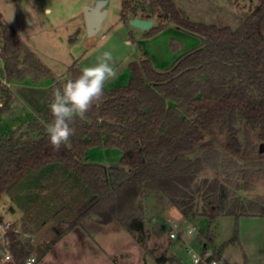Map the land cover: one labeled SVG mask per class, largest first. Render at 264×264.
<instances>
[{"label":"trees","instance_id":"trees-1","mask_svg":"<svg viewBox=\"0 0 264 264\" xmlns=\"http://www.w3.org/2000/svg\"><path fill=\"white\" fill-rule=\"evenodd\" d=\"M256 1L253 12L242 14L239 28L233 29L192 22L174 0H122V22L159 19L144 33L145 39L171 24L198 37L202 45L166 71L157 70L148 57L131 62L129 83L104 88L102 100L75 120L70 144L59 150L51 146L46 129L53 119L51 90L66 80L53 81L47 111L28 126L36 137L0 141V203L5 196L18 200L23 188L49 191L50 199L36 202L46 211L40 214L38 233L56 222L50 232L66 223L80 237L88 224L118 223L130 234H145L139 202L147 197L161 207L176 208L188 220L208 219L209 229L224 216L264 217V199H244L240 194L252 191L250 182L241 183L248 171L240 161L253 163L257 152L251 139H264V0ZM0 30V59L8 81L29 78L39 83L52 76L14 38L1 16ZM181 45L173 43V51ZM81 69L75 63L69 79ZM1 91L0 118L13 99L8 88ZM214 134L222 136L225 152L210 149L207 136ZM93 147L119 149L120 166L106 169L89 162ZM206 238V246L212 247L211 231ZM5 239L11 258L3 264H26L31 250L21 242L20 232L9 227ZM237 241L236 233L229 243ZM225 245L212 247L211 258H221ZM156 262L183 264L176 256H160Z\"/></svg>","mask_w":264,"mask_h":264},{"label":"rangeland","instance_id":"rangeland-1","mask_svg":"<svg viewBox=\"0 0 264 264\" xmlns=\"http://www.w3.org/2000/svg\"><path fill=\"white\" fill-rule=\"evenodd\" d=\"M106 3L107 16L101 29L96 35L90 36L87 30L85 8L94 6L97 2ZM178 8L192 22L215 25L217 27H230L238 29L242 14L253 12L257 6L256 0H174ZM0 8L5 18L10 22L11 28L17 37L32 48L33 52L52 69L55 76H68L69 68L73 63L81 67L91 66L96 62V56L103 51H110L116 61L118 75L114 80L106 82V89L124 86L129 83V63L139 61L143 52L139 40L143 31L120 20L122 0H0ZM51 8V15L45 14V9ZM142 9V4H140ZM144 13L142 10L140 11ZM154 25L159 24L157 17L153 19ZM171 25V24H170ZM169 29L177 31L194 40L183 39L184 48L191 52L202 45L198 37L174 25ZM144 38V35H143ZM145 39V38H144ZM168 44L170 36L163 37ZM156 43V42H153ZM147 45L149 53L156 49ZM146 46L143 44V47ZM167 46V45H166ZM160 53V52H159ZM157 54L165 60L164 69L171 68L173 61L170 57ZM161 60V61H162ZM122 62V63H121ZM174 64V63H173ZM3 64L0 63V78L5 77ZM26 79V78H25ZM29 79V78H28ZM27 80V79H26ZM23 81V80H22ZM31 85L37 86L30 104L41 106L42 111L46 105L44 87L52 81V77L45 78L39 83L29 80ZM5 87V86H4ZM3 87V89H4ZM18 100L33 90L19 91ZM18 95V94H17ZM7 116V115H6ZM8 120L0 123V141L11 138L16 142L35 138L36 134L28 132L29 123L19 129H11ZM242 132L240 137L243 139ZM222 136L208 135L207 141L210 149L223 151ZM252 147L256 149L254 162L240 161V167L247 169L246 180L250 182L252 191L242 192L244 199H264V139L252 137ZM122 152L115 148L93 147L88 152L91 163L102 164L109 169L113 164L120 162ZM220 156L218 162H222ZM211 176V174H209ZM27 186V185H26ZM18 200H11L5 196L0 203V264L6 252L1 236L7 233V227H14L20 232L21 242L31 250L34 264H157L160 256H176L183 264H192L188 248L199 250L207 242L206 235L211 231L214 237L213 246L217 250L225 245L222 256L228 264H264V217H242L236 220L231 216L217 219L209 229V220L199 217L188 220L173 207H161L152 198H142L139 202L141 215L144 218L146 233L130 234L118 223L107 226L86 225L83 236L75 230H70L68 224L60 223L54 231L56 222L38 244L34 243L38 233L39 223L45 209H39L36 202L45 198L50 199L49 191L40 189L26 190L23 188ZM29 200V204L26 202ZM192 225V226H191ZM196 227L191 234L190 227ZM210 230V231H209ZM176 231L183 238L171 239L170 234ZM238 241L229 243L236 235ZM210 246V249H212Z\"/></svg>","mask_w":264,"mask_h":264},{"label":"clouds","instance_id":"clouds-1","mask_svg":"<svg viewBox=\"0 0 264 264\" xmlns=\"http://www.w3.org/2000/svg\"><path fill=\"white\" fill-rule=\"evenodd\" d=\"M44 11L51 15L52 9ZM117 75L118 68L112 53L103 51L96 56L93 65L80 70V75L52 88L49 110L53 119L46 131L54 149L70 144V138L75 134L72 126L75 120L84 118L94 104L102 100L106 82L114 80ZM190 231L194 232L195 228L190 227Z\"/></svg>","mask_w":264,"mask_h":264},{"label":"crops","instance_id":"crops-1","mask_svg":"<svg viewBox=\"0 0 264 264\" xmlns=\"http://www.w3.org/2000/svg\"><path fill=\"white\" fill-rule=\"evenodd\" d=\"M0 16L2 17L3 23L5 25H7L9 27V29L12 31V33L14 35V38L16 40L24 43L29 48V50L31 52H33L32 48L27 44V42H24L23 40H20L17 37L18 34L16 35V32H14L12 30L11 25H10V22H8L7 19L5 18V15L2 12L1 8H0ZM170 26L171 25H169V27L166 30H164L162 33H160L159 35H157L156 37H154L152 39H144L143 38V35H144L145 32L143 31L142 37L139 40V44H141V49L143 50V52L140 53L139 61H142L144 58L148 57L149 59H151V61L153 63V66L157 70H161V69H164V68H161V67H164L163 65H164V63H166L165 60H162L163 58H160V57H162V54H165L167 52V55H169L170 57L172 55L174 57H176L173 60V61H176L177 59L179 60L184 55H186V53H189L183 47L184 46L183 39H185L186 41H190V40H194V39H192V38L188 39L189 38L188 35H184L182 33H179L177 31H173L172 29H169ZM165 35L166 36H168V35L170 36V39H169L168 44L163 39V37H165ZM153 42H156V43H153ZM150 43H153L152 46L149 45V47H151V49H156L155 50L156 53H159L160 52L159 53L160 54V56H159V58H160L159 61L160 62H157V59L158 58H157V54H155V52L153 54H151V53L148 52L147 45L150 44ZM173 43H180V44H182L181 45L182 48L179 49L178 51L174 52L173 49H172V44ZM143 44L146 45V46L143 47ZM35 55H36V57H38L37 54H35ZM38 59L41 61V63L47 69H49V71L51 72V75H52L51 76L52 77V81L49 84H46L45 87H44V90H43V91H45L46 96H47L48 89L53 85V83H54L53 81L63 82L65 80L69 79L70 71H71V69H72L73 66L69 68L68 76L66 77V76L63 75L64 78L62 79L61 76H55L52 73L53 72L52 69H50V67L48 65L44 64V61L42 62V59L40 57H38ZM178 60L176 62H172V63L169 64V65H172L171 68L178 62ZM0 63H2L3 64V67H4L3 60L0 59ZM72 65H74V63ZM78 65L81 67V64L78 63ZM6 74L7 73L4 74L5 77H3V79L0 78V84H5V87L8 88L11 91V93L13 94V99H12L11 104L9 105V112L0 118V123L3 122L4 120H8L12 124L11 129H13V130L16 129L17 130V129L23 127V126H26L28 123H30L31 121H33L35 119L42 120V117H43L45 111H47L46 110L47 109V106H48L47 97H46V100L47 101H46L45 108L42 111L41 106H38V105H36L34 103L32 105L29 102V100H32L33 99L35 93H37V89H36L37 86L31 85V83H29L30 82L29 81L30 79H27V80L25 79L23 81L22 80H18V79H14L12 81H8L7 78H6ZM130 77H131V75H130ZM24 89L25 90L26 89H29L31 91L33 90L34 92H29L26 95V97H23L22 100H18V97H19V94H20L19 91H22ZM107 90H110V89H107ZM193 228H196V227L194 226ZM214 249H216V248H214Z\"/></svg>","mask_w":264,"mask_h":264},{"label":"water","instance_id":"water-1","mask_svg":"<svg viewBox=\"0 0 264 264\" xmlns=\"http://www.w3.org/2000/svg\"><path fill=\"white\" fill-rule=\"evenodd\" d=\"M105 6H106V3L104 1H101L99 3L97 2L93 7L87 6L85 8L86 25H87V30L90 36L96 35L101 29V26L103 25L102 23L107 16V10ZM130 25L131 26L133 25V27L146 32V31H149L154 26V21L144 20L141 18H134L130 21ZM0 36H1V30H0ZM114 165L115 167L120 166L118 165V163ZM53 225H54V222L49 223L46 227H44L39 232V234L36 235L34 243L38 244L41 241V239L46 234H48L47 232L51 229Z\"/></svg>","mask_w":264,"mask_h":264},{"label":"built area","instance_id":"built-area-1","mask_svg":"<svg viewBox=\"0 0 264 264\" xmlns=\"http://www.w3.org/2000/svg\"><path fill=\"white\" fill-rule=\"evenodd\" d=\"M2 48H3V45L0 43V56H1ZM4 86H5V84H0V105H3V103H4L2 101V98H1V92H2L1 89ZM7 228H9V227H7ZM188 232L190 234L192 233L190 230ZM5 234L1 236V241L3 242V244H6ZM170 237L172 240L176 239V238H181L186 243L185 238H183L181 236V234H179L176 231H173L170 234ZM187 251L191 255L190 257L192 260V264H228L224 260L223 257H221L219 259L211 258V257H213V250L208 248L205 244H203L202 248H200L199 250H194L190 247V248H188ZM10 258H11V255H10L9 251L6 249V252H5L4 257H3V261L9 260ZM35 261H36V259L31 257L30 259H28L26 264H34Z\"/></svg>","mask_w":264,"mask_h":264}]
</instances>
